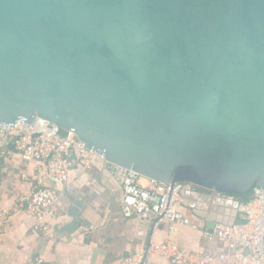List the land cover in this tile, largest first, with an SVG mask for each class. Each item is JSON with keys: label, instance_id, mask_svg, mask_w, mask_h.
I'll list each match as a JSON object with an SVG mask.
<instances>
[{"label": "water", "instance_id": "95a60500", "mask_svg": "<svg viewBox=\"0 0 264 264\" xmlns=\"http://www.w3.org/2000/svg\"><path fill=\"white\" fill-rule=\"evenodd\" d=\"M18 121L232 224L264 189V0H0V127Z\"/></svg>", "mask_w": 264, "mask_h": 264}, {"label": "crops", "instance_id": "0c3cea01", "mask_svg": "<svg viewBox=\"0 0 264 264\" xmlns=\"http://www.w3.org/2000/svg\"><path fill=\"white\" fill-rule=\"evenodd\" d=\"M36 173V161L20 152L13 140L0 136V211L11 207L0 223V264H30L37 258H43V264H121L151 240H172L184 250L203 253L226 249L220 240L205 239L201 230L178 226L170 234L166 224L153 227L138 218H125L122 190L101 162L75 168L67 183L51 182L58 196L48 217L52 228L43 233L37 230L33 216L14 207L20 196H29ZM71 196L84 204L81 227L62 232L57 227L73 220L68 215ZM162 263L157 257L148 262Z\"/></svg>", "mask_w": 264, "mask_h": 264}, {"label": "built area", "instance_id": "2783aa9c", "mask_svg": "<svg viewBox=\"0 0 264 264\" xmlns=\"http://www.w3.org/2000/svg\"><path fill=\"white\" fill-rule=\"evenodd\" d=\"M23 122L13 128L0 127V136L13 140L15 147L37 163L35 182L29 196H20L14 207L22 208L36 220V228L47 232L48 222L58 196L51 182L67 183L77 167L101 162L122 190V212L125 218H138L153 227L166 224L173 234L176 227L201 230L205 239L220 240L226 249L219 253L188 251L172 240L149 243L124 258L121 264H148L153 258L162 264H264V189H253V196L238 205L239 220L232 224H217L207 228L182 205L184 184L165 185L146 179L133 170L111 164L104 156L89 149L73 132L52 135ZM11 207L0 211V223L7 219ZM37 258L30 264H43Z\"/></svg>", "mask_w": 264, "mask_h": 264}, {"label": "trees", "instance_id": "16d2710c", "mask_svg": "<svg viewBox=\"0 0 264 264\" xmlns=\"http://www.w3.org/2000/svg\"><path fill=\"white\" fill-rule=\"evenodd\" d=\"M66 132L60 131V135H65ZM241 202L249 201L253 196V189L245 194L235 195Z\"/></svg>", "mask_w": 264, "mask_h": 264}]
</instances>
